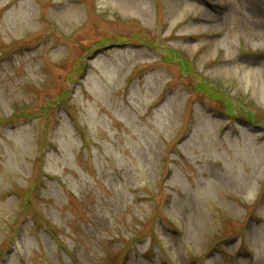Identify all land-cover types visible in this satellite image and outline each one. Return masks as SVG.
Segmentation results:
<instances>
[{
	"label": "rangeland",
	"instance_id": "374dc122",
	"mask_svg": "<svg viewBox=\"0 0 264 264\" xmlns=\"http://www.w3.org/2000/svg\"><path fill=\"white\" fill-rule=\"evenodd\" d=\"M0 264H264V0H0Z\"/></svg>",
	"mask_w": 264,
	"mask_h": 264
}]
</instances>
